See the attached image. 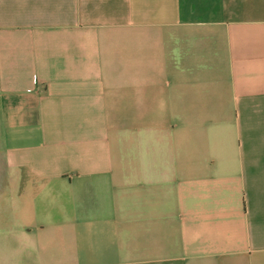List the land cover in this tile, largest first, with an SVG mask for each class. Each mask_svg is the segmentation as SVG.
Returning <instances> with one entry per match:
<instances>
[{"label": "crops", "instance_id": "obj_1", "mask_svg": "<svg viewBox=\"0 0 264 264\" xmlns=\"http://www.w3.org/2000/svg\"><path fill=\"white\" fill-rule=\"evenodd\" d=\"M0 264H264V0H0Z\"/></svg>", "mask_w": 264, "mask_h": 264}]
</instances>
